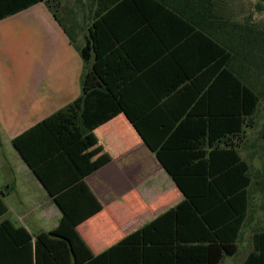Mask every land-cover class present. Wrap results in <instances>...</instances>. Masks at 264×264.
Returning <instances> with one entry per match:
<instances>
[{"label": "trees", "instance_id": "trees-1", "mask_svg": "<svg viewBox=\"0 0 264 264\" xmlns=\"http://www.w3.org/2000/svg\"><path fill=\"white\" fill-rule=\"evenodd\" d=\"M40 2L83 63L72 103L80 133L123 115L183 200L93 255L76 228L101 205L58 152L32 169L61 212L58 226L31 236L2 219L0 264H219L235 255L251 185L238 150L262 94L248 71L264 73V33L228 20L217 0H95L82 46L56 0H0V21ZM6 212L0 198V218ZM251 244L242 264H264V230Z\"/></svg>", "mask_w": 264, "mask_h": 264}, {"label": "crops", "instance_id": "crops-1", "mask_svg": "<svg viewBox=\"0 0 264 264\" xmlns=\"http://www.w3.org/2000/svg\"><path fill=\"white\" fill-rule=\"evenodd\" d=\"M82 68L43 2L0 21V196L6 213H17L10 222L31 236L58 226L61 212L32 169L62 152L101 205L76 228L98 255L183 196L123 115L80 133L72 103L81 94ZM16 175L19 183L8 184ZM251 251L252 244L244 259Z\"/></svg>", "mask_w": 264, "mask_h": 264}, {"label": "rangeland", "instance_id": "rangeland-1", "mask_svg": "<svg viewBox=\"0 0 264 264\" xmlns=\"http://www.w3.org/2000/svg\"><path fill=\"white\" fill-rule=\"evenodd\" d=\"M60 7L58 16L67 27L77 46L84 44L87 37V28L90 24L91 14L95 0H56ZM231 22L250 25L264 33V0H217ZM261 67V66H260ZM249 83L254 85L260 94V105L254 118V126L245 132V141L238 150L241 159L249 166L251 185L249 188L250 202L246 227L238 241V252L234 257L225 258L222 264H241L245 252L251 248L250 237L256 229L264 230V142L261 137L264 128V73L257 74L250 69ZM253 81V83L251 82ZM17 175L12 176L8 184L19 183ZM2 183V182H0ZM2 199V197L0 196ZM17 213H6L2 219L16 222Z\"/></svg>", "mask_w": 264, "mask_h": 264}]
</instances>
